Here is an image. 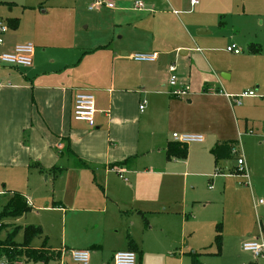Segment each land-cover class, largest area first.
<instances>
[{"label":"crops","instance_id":"crops-1","mask_svg":"<svg viewBox=\"0 0 264 264\" xmlns=\"http://www.w3.org/2000/svg\"><path fill=\"white\" fill-rule=\"evenodd\" d=\"M111 1L113 8L91 10L96 13L95 21L104 20L82 41L80 30L66 23L61 10L49 14L47 9L25 3L8 4L11 12L20 7L14 15L20 25L0 44V54L27 42L34 44L35 53L30 67L0 64V184L11 187L0 190V195L8 201L13 193H20L31 210L37 211L66 214L83 209L104 214L117 210L142 215L152 224L150 232H156V245L132 235L133 245L128 237L123 250L135 246L138 264H143V254L156 256V264L162 259H166L164 264H185L190 252L206 250L215 239L213 227L220 220L216 210L207 214L203 230L194 224L197 211H206L211 198L222 197V188L215 189L214 184L205 196L195 180L221 176L220 167L216 173L213 169L223 160L216 162L212 150L225 142L237 143L227 136V123L243 121L247 130L251 118L240 116L238 106L246 98L258 97H245L236 104L228 95L240 93L226 82L229 74L223 72L224 79L216 81L198 74L200 57H192L191 52H202V46L211 42L210 7L194 11L197 5L192 6L190 0ZM241 15L236 27L221 21L219 32L249 55L260 54L259 32L248 18L253 14L244 7ZM250 46H259L260 51L252 52ZM136 53L155 54L157 59L137 62L133 60ZM173 63L180 81L191 88L186 99L168 93V68ZM79 91L91 92L96 98L93 126L73 118L74 96ZM143 101L146 106L141 112ZM174 132L202 134L204 141L187 144V158L169 159L167 148L175 143ZM191 144L200 146L198 156ZM222 227L226 246L227 223ZM195 237V243L203 237L204 243L195 247L191 243ZM86 246L70 251H90ZM47 247L55 254L60 252L53 261L63 257L48 243ZM114 254L108 264H114Z\"/></svg>","mask_w":264,"mask_h":264},{"label":"rangeland","instance_id":"rangeland-1","mask_svg":"<svg viewBox=\"0 0 264 264\" xmlns=\"http://www.w3.org/2000/svg\"><path fill=\"white\" fill-rule=\"evenodd\" d=\"M94 0H0L2 9L0 10V20L8 28V32L4 35V39L13 34L8 20L20 13V7H15L11 12V5L15 3L29 4L36 8L47 9L49 14L57 13V10L65 13L64 20L68 25L76 30H80L81 41L86 39L93 33V26L101 24L104 18L95 21L96 13L89 9V4ZM3 2V3H2ZM7 4H6V3ZM11 4V5H8ZM210 7L208 10L211 14L207 17L208 22L213 25V34L210 35V44L202 46V52H191L200 57L198 59V74H202L204 79L215 80L223 78V72L230 75L226 82H231L234 90L242 94L245 90L253 89L257 92L258 99L246 98L243 105L238 106L240 116L249 115L251 121L249 128L246 130L243 121L235 122L230 120L225 128L227 136L236 140L231 150L232 157L223 160L214 167H220L221 176L216 178L212 174L211 180L196 179L195 183L201 187L205 196H209V186L214 184V188H222V197L211 198L213 202L204 212L197 211L192 220L194 224L200 225V229L205 227L207 214L211 211H219L218 223H227L228 240L224 246V229H222L223 243L220 253H217V245L214 240L207 244L206 250H196L189 248L194 252H210L211 254H202L198 257L201 264H264V257H256L252 252L245 251L243 244L250 241L259 240L264 243V235L262 234V224L264 225V0H201V4L197 5L193 10L202 6ZM244 7L253 15L248 18L256 26L259 32L258 42L261 52L249 55L247 49H243L240 55H235L226 50L231 42L227 35L222 36L219 32V23L228 21L229 27L238 26L242 21ZM96 10V9H95ZM247 16V15H244ZM18 18V16H14ZM248 21V19H245ZM244 21V20H243ZM263 24H262V23ZM91 25V28L86 26ZM261 29V31H260ZM12 36V35H11ZM85 36V37H84ZM259 86V88H257ZM194 87V85H193ZM237 94V95H240ZM261 102H260V101ZM254 101H257L254 103ZM254 104H257L256 106ZM243 117V116H242ZM230 114L229 118L230 119ZM209 143L207 139L206 144ZM203 145V144H201ZM205 146V144L203 145ZM193 153L199 155L200 147L191 144ZM243 156L246 161L248 172L241 171L237 166V158ZM248 162L250 167H248ZM213 178V181H212ZM0 184V190H9L10 186ZM217 191V190H216ZM215 191V192H216ZM214 192V193H215ZM6 196L0 195V210L6 203ZM262 201V202H261ZM209 211V212H208ZM160 219V217L158 218ZM154 221V220H153ZM4 223L8 224L0 233V240H5L7 234L14 226L19 227V231L15 237L17 243L24 242V227L28 225L41 226L43 234L32 242V247L41 249L45 240L54 251L63 253V257L58 261H26L22 264H75L71 260L70 249L82 247L86 244L90 249L89 264H108L114 252L126 249L125 243L128 237L136 235L138 239L156 245V232H150L149 223L146 217L138 214L108 211L98 213H90L83 209L68 210V213L61 211H37L31 210L28 216L20 215L16 217H7ZM154 223L158 226L157 218ZM215 226V224H214ZM216 229L213 227V230ZM237 229H240L238 232ZM242 229V230H241ZM216 233V232H215ZM259 236L261 238H259ZM130 237V238H131ZM196 237L191 243L198 247L197 243H204V237L196 242ZM209 241V240H208ZM189 239L186 240V243ZM93 244L98 245V249L91 247ZM193 244V245H194ZM148 252V251H147ZM185 264H193L191 257L187 255ZM143 264H156V256L143 254ZM139 260V259H138ZM166 259H162L158 264H164ZM4 260H0L1 262ZM18 262L17 264H19ZM140 263V260H139Z\"/></svg>","mask_w":264,"mask_h":264},{"label":"built area","instance_id":"built-area-1","mask_svg":"<svg viewBox=\"0 0 264 264\" xmlns=\"http://www.w3.org/2000/svg\"><path fill=\"white\" fill-rule=\"evenodd\" d=\"M192 6H196L200 3V0H190ZM103 6L113 8L115 4L111 0H94L89 4L90 10H95ZM137 7H142V3L136 2ZM8 32V28L0 20V44L4 43V35ZM227 51L234 54H240L242 49L231 45L227 47ZM35 53V46L31 42L19 43L14 45L9 51L2 52L0 54V64L4 66L26 68L33 64V58ZM157 56L155 54L148 53H136L133 55V60L137 62H154ZM168 71L170 73L169 77V90L170 96L178 99H186L191 88L188 84L180 81L177 75V65L175 63L170 64ZM231 100L236 104H241L242 99L249 96H256L255 91H245L240 95H228ZM146 106V101H143L139 108L140 111H144ZM96 98L94 94L88 91H79L74 96L73 102V118L76 121L85 122L91 126L95 125L96 122ZM172 138L175 142L181 144L190 143H201L204 141V136L202 134L195 133H179L174 132ZM245 160L243 156L237 158V166L241 171L248 172L247 166L245 167ZM262 202V201H261ZM243 249L245 251L252 252L256 257H264V243L256 240L250 241L243 244ZM70 256L76 264H89L90 262V251L77 249L71 250ZM114 264H138L137 253L134 250H119L115 252L113 256Z\"/></svg>","mask_w":264,"mask_h":264},{"label":"trees","instance_id":"trees-1","mask_svg":"<svg viewBox=\"0 0 264 264\" xmlns=\"http://www.w3.org/2000/svg\"><path fill=\"white\" fill-rule=\"evenodd\" d=\"M8 23L12 29H18L20 25L19 18L9 19ZM252 52H259L260 47L256 46L248 48ZM236 142L230 141L219 144L216 146L212 153L215 156L216 162L221 160L230 159L232 157L231 150H233V145ZM188 156V145L175 142L170 144L167 148V157L172 159L174 157L185 159ZM39 168L43 169L41 165ZM31 211V206L28 204L26 198L20 193H13L10 199L5 203V205L0 210V233L8 225L4 223V219L7 217H16L20 215L27 214ZM222 224L219 223L216 226V235L214 243L217 245V253L221 252L222 243H223V234H222ZM19 231L18 226H14L12 230L7 234L5 240H0V260H4L5 264H17L24 259L27 261H43L48 263L51 260L58 258L60 252L57 254L51 252L47 247V240H45L41 249L33 248L32 242L37 237L43 235V229L40 226L28 225L24 227V242L17 243L15 237ZM130 244L133 245V240L130 238ZM132 249L136 250L135 246H132ZM201 254L190 252L189 256L192 259L193 264H200L198 257ZM23 259V260H22Z\"/></svg>","mask_w":264,"mask_h":264},{"label":"water","instance_id":"water-1","mask_svg":"<svg viewBox=\"0 0 264 264\" xmlns=\"http://www.w3.org/2000/svg\"><path fill=\"white\" fill-rule=\"evenodd\" d=\"M200 32H203V30H202V31H200Z\"/></svg>","mask_w":264,"mask_h":264}]
</instances>
